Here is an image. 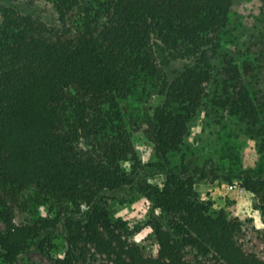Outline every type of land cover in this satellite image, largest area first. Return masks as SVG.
<instances>
[{
	"label": "trees",
	"instance_id": "trees-1",
	"mask_svg": "<svg viewBox=\"0 0 264 264\" xmlns=\"http://www.w3.org/2000/svg\"><path fill=\"white\" fill-rule=\"evenodd\" d=\"M233 1L0 0V264L48 255L57 237L54 264H264L238 242L239 220L199 198L205 166L169 164L206 104L264 152V30L228 51ZM37 3L50 20L19 10ZM140 88L158 104H131ZM139 139L161 186L143 179ZM243 175L245 190L264 191V178ZM131 193L151 202L155 256L110 219L116 195ZM31 206L44 212L17 223Z\"/></svg>",
	"mask_w": 264,
	"mask_h": 264
},
{
	"label": "rangeland",
	"instance_id": "rangeland-1",
	"mask_svg": "<svg viewBox=\"0 0 264 264\" xmlns=\"http://www.w3.org/2000/svg\"><path fill=\"white\" fill-rule=\"evenodd\" d=\"M19 10L48 21L52 13L49 6L37 3L33 7L20 4ZM264 30V0H234L227 27V50L241 52ZM157 49V48H156ZM157 55L163 58L160 49ZM184 62L169 64L172 70L179 69ZM159 98L153 91L134 93L130 103L155 106ZM259 141L247 134L245 127L228 116L224 111L202 105L189 122L188 133L180 150L169 156L171 167L205 166L208 177L199 181L194 189L199 198L212 204L214 210H223L229 218H237L241 225L238 242L247 250H253L264 257V191L253 194L243 188V172H250L254 179L264 178V152L259 149ZM135 149L141 164L145 167L143 179L156 182L161 186V176L152 178L157 172L151 167L156 158L151 152V145L137 140ZM211 170L219 174L213 179ZM226 177H230L227 179ZM241 178V179H239ZM124 197V199L122 198ZM151 202L139 193L126 196L116 195L109 207L111 221L117 219L127 223L131 239L140 246L146 256H155L157 245L152 230L147 225V214ZM44 211L31 206L27 213L19 214L16 222H24ZM2 221L0 217V228ZM65 251L62 237H57L48 255L31 253L20 264H54Z\"/></svg>",
	"mask_w": 264,
	"mask_h": 264
}]
</instances>
